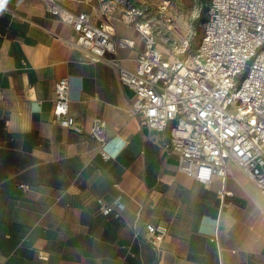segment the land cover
<instances>
[{
	"label": "crops",
	"instance_id": "1",
	"mask_svg": "<svg viewBox=\"0 0 264 264\" xmlns=\"http://www.w3.org/2000/svg\"><path fill=\"white\" fill-rule=\"evenodd\" d=\"M59 2L133 40L134 48L107 57L135 68L144 42L122 14L126 6ZM63 76L81 132L54 118ZM134 97L109 62L85 59L73 26L43 0H0V264H264L259 188L235 164L225 183L184 174L167 147L169 129H150L129 113ZM97 116L106 123L108 160L91 136ZM119 195L120 216L103 215L99 199L113 204ZM148 223L165 229L157 246L146 238Z\"/></svg>",
	"mask_w": 264,
	"mask_h": 264
},
{
	"label": "built area",
	"instance_id": "2",
	"mask_svg": "<svg viewBox=\"0 0 264 264\" xmlns=\"http://www.w3.org/2000/svg\"><path fill=\"white\" fill-rule=\"evenodd\" d=\"M43 1L48 13L73 26L85 59L106 60L117 69L120 82L134 90L129 113L141 116L150 129H169L167 147L176 153L180 171L203 184L211 183L214 175L225 183L235 164L264 195V0H207L200 40L192 45L187 38L166 48L170 56L158 48L149 20H137L144 13L125 9L128 23L135 25L144 42L133 69L118 57H107L118 48H134L133 40L118 38L105 21L94 22L87 12L69 9L59 0ZM166 10L165 4L160 13L170 25L173 18ZM70 102V79L63 76L55 84L54 118L81 132ZM105 125L101 117H94L91 136L108 160ZM225 193L222 186V206ZM99 204L105 216L119 217L126 207L122 195L113 204L103 199ZM146 228V238L157 246L165 229L150 223Z\"/></svg>",
	"mask_w": 264,
	"mask_h": 264
},
{
	"label": "rangeland",
	"instance_id": "3",
	"mask_svg": "<svg viewBox=\"0 0 264 264\" xmlns=\"http://www.w3.org/2000/svg\"><path fill=\"white\" fill-rule=\"evenodd\" d=\"M117 4L135 7L145 15L153 27V35L160 43L158 48L165 54H171L166 48L179 45L190 38L195 45L202 36V23L206 17L207 0H116ZM167 5L166 12L171 15L173 22L169 23L160 13V8ZM124 11V10H123ZM122 11V14L124 13Z\"/></svg>",
	"mask_w": 264,
	"mask_h": 264
}]
</instances>
